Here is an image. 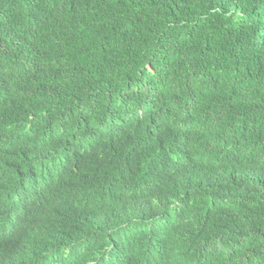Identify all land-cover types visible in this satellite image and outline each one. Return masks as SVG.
I'll return each instance as SVG.
<instances>
[{"label":"trees","instance_id":"16d2710c","mask_svg":"<svg viewBox=\"0 0 264 264\" xmlns=\"http://www.w3.org/2000/svg\"><path fill=\"white\" fill-rule=\"evenodd\" d=\"M0 264H264V0H0Z\"/></svg>","mask_w":264,"mask_h":264},{"label":"clouds","instance_id":"9594fccd","mask_svg":"<svg viewBox=\"0 0 264 264\" xmlns=\"http://www.w3.org/2000/svg\"><path fill=\"white\" fill-rule=\"evenodd\" d=\"M133 168L139 167V160L137 159L136 161H134L133 163ZM164 168H168V163L166 161H159V162H155V166H153L152 161L147 162V164L145 165L144 169L147 173H151L153 172L155 169H164ZM166 185V184H164ZM163 186V183H157L154 185H151L148 187V189H145L143 191L149 192V193H154L152 195L151 198H149L150 200H152V202L160 209H164L168 206L170 199L166 202L163 203L158 199L159 194L161 193V187ZM150 197V196H147ZM205 202H212V199H206L204 202H202L201 204H204ZM97 231V227L96 225H94L91 229L89 230H85L83 231L82 234H79L78 236L74 235L71 232L66 233L68 239H69V243L68 245H64L63 248L61 250H58L61 253H67L71 250H81V251H85L88 250L91 245L87 242L88 237H91L92 239H96L94 232ZM49 232L45 233V231L43 230V228H39L37 230H35V232L32 234L31 239H36V240H41L44 239L48 236ZM84 234H86V238L81 239L79 237L83 236ZM208 244L204 239L196 236L195 238H193L192 242H191V254L193 256V259H195V261H197L198 263H200V260L203 257V254L205 253L204 250V245Z\"/></svg>","mask_w":264,"mask_h":264}]
</instances>
